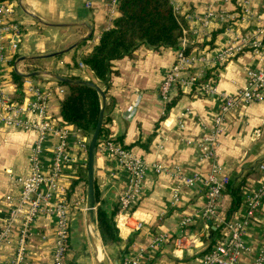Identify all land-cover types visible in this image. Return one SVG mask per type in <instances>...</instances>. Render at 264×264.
Returning <instances> with one entry per match:
<instances>
[{
  "label": "crops",
  "instance_id": "crops-1",
  "mask_svg": "<svg viewBox=\"0 0 264 264\" xmlns=\"http://www.w3.org/2000/svg\"><path fill=\"white\" fill-rule=\"evenodd\" d=\"M173 1L176 16L186 26L177 48L154 50L141 46L130 57L113 62L115 74L105 91L107 124L99 141L106 140L127 150L142 160L147 169L129 218L123 225H117L118 197L125 189L127 173L99 142L94 160L95 209L107 215L116 211L115 229L120 240L103 243L95 222L94 237L104 264H111L119 256H123L119 264L199 263L216 239L212 232L223 222L242 221L247 199L256 195L264 183L258 170L264 164V95L260 101L239 106L224 119L226 131L219 137L213 160H204L201 148L223 103L221 95L233 96L246 86L247 72L257 70L264 63V57L250 47L254 40L264 43V0ZM12 3L17 15L25 19L23 32L17 39L0 34L5 57L0 68V93L13 103L19 99L23 103L34 102L37 90L45 93L51 131L59 129L66 136V161L57 180V190L52 193L53 210L38 214L30 225L22 264H54V210L63 204L68 219L66 262L93 264L91 249L82 235L86 176L82 177L80 169H84L86 161L85 135L74 126L59 124V104L68 88L49 76H38L22 78L19 94L12 73L46 72L102 88L82 60L119 16L117 6L112 5V0H12ZM24 9L43 23L28 20ZM207 11L223 15V21L216 17L203 24ZM0 23L7 25L9 19L1 15ZM12 40L17 41L14 51L9 45ZM71 46H75L71 51L45 58ZM182 46L193 61L180 71L179 83L165 103L160 86L176 63ZM229 48L235 50L231 56L225 55ZM21 57L32 60L17 65ZM189 80L194 81L192 86L181 83ZM205 86L213 88L215 93H205ZM34 120L33 114L25 113L18 119L21 124L0 123V232L10 210L9 200L20 195V181L31 173L37 134L22 124ZM49 135L38 158L44 176L50 173L59 144L57 137ZM212 162L229 177V188L241 178L245 181L238 205L228 188L219 200L216 219L205 220L201 217L205 205L203 189L199 185L182 187L180 177L196 173L205 178ZM158 166L163 169L161 173L155 171ZM263 223L264 202L248 223L245 242L251 252L242 256L243 264L251 263L261 245ZM138 224L140 229L136 228ZM18 236L19 227L15 226L3 238L0 264H14ZM180 236L185 240L177 247Z\"/></svg>",
  "mask_w": 264,
  "mask_h": 264
},
{
  "label": "built area",
  "instance_id": "built-area-1",
  "mask_svg": "<svg viewBox=\"0 0 264 264\" xmlns=\"http://www.w3.org/2000/svg\"><path fill=\"white\" fill-rule=\"evenodd\" d=\"M173 7V0H169ZM113 6H118V0H112ZM175 9H173L174 11ZM113 9H111L110 16ZM175 13V11H174ZM4 15L9 19L7 25L0 23V34L6 33L14 39L22 34L24 26L23 17L17 15L14 3L12 1L0 4V16ZM216 17L222 22L223 15H214L207 11L203 18V24L210 23ZM261 32H259L260 34ZM10 50L14 51L17 48V41L9 42ZM251 50L260 53L264 57V43L257 40L251 42ZM240 50H237L239 52ZM235 52L233 48H229L225 55L231 56ZM5 60L3 49L0 45V68ZM220 61L223 57L219 58ZM193 61V58L185 53V47L177 52L176 63L171 72L164 76L160 86L161 99L166 103L170 100L171 90L179 83L178 74L184 70L187 65ZM264 61V59H263ZM80 67H83L80 65ZM185 86H192L193 80L182 81ZM204 92L214 94L215 90L205 86ZM264 95V63L257 70L247 72L246 86L238 90L233 96L221 95L223 103L214 119L213 126L207 137L201 143L203 151L202 158L204 160L214 159V150L218 146L219 137H221L226 128L224 119L227 118L234 109L241 105L260 101ZM31 113L35 116L34 122L22 124L34 130L37 134V140L33 147V156L31 159L30 175L20 181V195L14 200H9L10 210L7 215L4 229L0 232V247L3 238L15 227H19V236L16 243L14 264H22L27 242L29 240L30 225L38 214L50 213L53 210L52 193L57 190V180L61 173V168L65 163V148L66 136L61 130L51 131L50 120L47 112V95L43 92L36 91V100L34 102L13 103L0 93V123L15 124L20 123V115ZM21 124V123H20ZM258 133V132H257ZM53 135L58 138L59 144L55 148V153L52 161L50 173L47 176L41 174L39 169V155L43 148V143L47 137ZM101 147L109 150L122 168L127 173V183L125 189L118 197L116 224L123 225L129 218L132 211V204L139 194L143 175L147 169L146 164L133 156L127 150L109 141H99ZM85 147V146H84ZM259 173L264 177V164L258 166ZM157 173H161V167H155ZM182 187H193L199 185L204 192L205 205L203 207L201 217L205 220L216 219L217 206L221 196L227 191L230 186V179L225 175L222 169L212 162L210 171L205 178L198 174L180 177ZM43 188V191H40ZM175 199L177 195L175 194ZM264 183L260 187L258 193L246 201V212L242 221H228L221 223L217 230L221 233V238L215 237V243L208 249L207 253L202 257L197 264H243L242 256L251 252L248 244L245 242L247 226L252 219L255 210L261 205L264 200ZM54 214L56 216V226L54 231L55 251L53 254L54 264H67L66 253L68 248V219L66 217V206L57 205ZM137 229L141 225L136 226ZM185 240L180 236L176 240V246L181 247ZM157 241H155V244ZM250 264H264V223L261 232V245L259 246L255 257Z\"/></svg>",
  "mask_w": 264,
  "mask_h": 264
},
{
  "label": "trees",
  "instance_id": "trees-1",
  "mask_svg": "<svg viewBox=\"0 0 264 264\" xmlns=\"http://www.w3.org/2000/svg\"><path fill=\"white\" fill-rule=\"evenodd\" d=\"M10 1L12 0H0V4ZM117 10L119 16L112 21L110 28L102 33L91 53L82 60L93 72L104 92L109 86L111 76L115 74L112 70L113 62L130 57L141 46L154 50L175 49L182 37L183 29L186 28L185 21L176 16L169 0H118ZM12 78L18 85L19 93L23 79L15 73H12ZM58 84L68 88L66 97L59 104V124L74 126L86 137L93 131L99 112L100 99L97 92L87 86L67 85L61 82ZM18 101L20 104L23 102L21 99ZM170 104L172 105L171 102L168 105ZM106 124L104 116L99 140ZM80 172L82 177L86 176L85 168L80 169ZM244 181L245 178H241L229 188V193L237 205ZM115 213L116 211L107 215L99 208L95 211V222L103 243L120 241L115 229ZM220 233L215 230L212 235L221 238ZM215 242L214 239L210 247Z\"/></svg>",
  "mask_w": 264,
  "mask_h": 264
},
{
  "label": "water",
  "instance_id": "water-1",
  "mask_svg": "<svg viewBox=\"0 0 264 264\" xmlns=\"http://www.w3.org/2000/svg\"><path fill=\"white\" fill-rule=\"evenodd\" d=\"M25 16L30 18V20L38 22V23H43L41 20L38 18H35L31 14L27 12L26 9H24ZM88 38V37H87ZM86 37L81 40L84 41ZM75 46H71L70 48L58 52L49 56H45V58H55L61 54H64L68 51H71L74 49ZM32 60V58L29 57H21L17 60V65L22 64L24 62H28ZM15 73L20 76L21 78L24 79H31L35 78L38 76H49V78L61 82L67 85H77V86H87L89 88L94 89L100 99V107H99V112L95 121V125L93 128V131L90 135V138L87 142L86 145V161H85V169H86V199H85V215H84V228H85V236L88 242V245L91 249L92 252V261L93 264H104L99 259V252L96 248L95 244V237H94V224H95V191H94V160H95V151L98 147L99 144V135L100 131L102 128L103 124V118L105 114V109H106V95L105 92L96 84L89 83V82H80V81H73L70 79H67L65 77H62L58 74H51V73H46V72H31V73H26V74H21L17 71ZM123 256H119L117 260L113 261L111 264H119V261L122 259Z\"/></svg>",
  "mask_w": 264,
  "mask_h": 264
},
{
  "label": "rangeland",
  "instance_id": "rangeland-1",
  "mask_svg": "<svg viewBox=\"0 0 264 264\" xmlns=\"http://www.w3.org/2000/svg\"><path fill=\"white\" fill-rule=\"evenodd\" d=\"M28 20H30V18H28L27 16H25ZM23 19H25V18H23ZM23 32V31H22ZM91 133H92V131L90 132V134L89 135H86V137H85V145H87V142H88V140H89V138H90V135H91ZM86 151V150H85ZM86 155V154H85ZM85 160H86V157H85ZM85 168V167H84ZM86 170V169H85ZM85 175H86V172H85ZM82 235L84 236L85 235V232L83 231L82 232ZM85 238H86V236H85ZM97 244H98V242H97ZM89 246V245H88ZM98 246L100 247V245L98 244ZM89 249H90V247H89ZM89 257V256H88ZM99 259H100V256H99Z\"/></svg>",
  "mask_w": 264,
  "mask_h": 264
},
{
  "label": "bare ground",
  "instance_id": "bare-ground-1",
  "mask_svg": "<svg viewBox=\"0 0 264 264\" xmlns=\"http://www.w3.org/2000/svg\"><path fill=\"white\" fill-rule=\"evenodd\" d=\"M95 244H96V248L99 252V256H100V259H101V250H100V247L98 246L97 242L95 241Z\"/></svg>",
  "mask_w": 264,
  "mask_h": 264
}]
</instances>
